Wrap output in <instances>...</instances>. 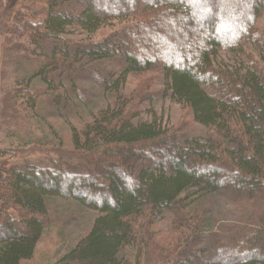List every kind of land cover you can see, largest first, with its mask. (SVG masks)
Masks as SVG:
<instances>
[{"label":"trees","instance_id":"obj_1","mask_svg":"<svg viewBox=\"0 0 264 264\" xmlns=\"http://www.w3.org/2000/svg\"><path fill=\"white\" fill-rule=\"evenodd\" d=\"M99 1L35 0L39 8L31 15L38 18L24 27L29 54L18 60L22 75L8 90L16 93L8 111L13 122L16 113L30 117L52 103L83 99L87 92L77 85L55 82L73 83L83 71L96 74L90 80L110 101L80 130L71 128L85 175L18 162L1 170L7 187L0 191V210L28 218L18 222L25 229L19 232L6 214L0 264L31 260L51 196L98 213L54 264H129L123 252L135 244L147 264H264V34L255 26L264 0ZM112 21L121 27L98 41H73L67 32L68 39L61 37L65 28L91 35ZM130 47L138 54L144 48L146 56L133 55ZM221 51L240 60L239 67H220L215 58ZM104 63H115L117 71L102 72ZM155 68L169 98L214 137L180 141L154 119L134 123L126 117V79ZM215 195L231 199L246 217L206 232L201 205ZM162 211L171 215L169 234L155 242L149 229Z\"/></svg>","mask_w":264,"mask_h":264},{"label":"rangeland","instance_id":"obj_2","mask_svg":"<svg viewBox=\"0 0 264 264\" xmlns=\"http://www.w3.org/2000/svg\"><path fill=\"white\" fill-rule=\"evenodd\" d=\"M246 1L249 3V0ZM34 2L35 0H0V191L3 193L7 186L4 185V175L1 174V170L9 169L17 162L18 164L35 165L39 168L62 167L70 172H81L85 175L88 167L81 160V154L75 152L71 146V128L75 127L80 130L81 125L89 121L91 113L96 112L110 101L105 90L90 80V76L95 77L96 74L83 71L77 73L73 83L54 79L55 82L62 83L65 88L77 85L83 89L87 92L83 99H70L68 103L66 100L52 103L45 108L44 112H34L30 117L17 116L16 113L14 115L16 120L13 122V115H10L8 111L14 107L12 102L16 93L12 90L8 91L9 84L14 78L22 75L23 70L18 68V64L23 63V56L29 54L24 52L28 47L26 36H24L26 33L24 27L34 23L33 18L35 20L38 18L36 15H31L39 8V4ZM103 2L101 0L98 4ZM40 6L42 7V5ZM120 25V22L112 21L99 32L91 35L76 31L74 28H65L61 37L68 39L66 38L67 32L69 39L73 41L84 39V41L94 42L117 30L118 27H121ZM255 26L264 34V13L259 17ZM146 47L144 46V48ZM133 48L132 50L130 47L133 55L140 58L146 56L144 48L141 50V54H138L135 47ZM243 49L246 52H254L255 48L244 45ZM171 51H173L172 48ZM184 52L179 51L178 53L182 55ZM176 57L178 58L179 55L177 54ZM215 62L220 67L231 68H238L241 63L233 54L226 51L219 52ZM100 69L102 72L109 71L108 69L117 71V65L104 63ZM165 83L162 72L158 68L141 74H130L122 91V96L128 102L126 117L134 123L150 122L154 119L161 125V128L168 129L170 133L180 137V139L178 138L180 141L182 138L203 140L214 137L212 131L210 132L209 129L194 122L187 107L169 98V93L164 90L166 89ZM16 110L15 106L14 112ZM95 177L91 176L90 180L98 181L99 178L96 177L95 180ZM77 188L81 190L82 186L78 185ZM86 188L84 191L88 193L89 187L86 186ZM84 191L82 192L84 193ZM46 206L47 213L45 217L40 218L44 231L36 244L34 256L31 260L21 264H54L59 257L74 247L80 237L87 234L93 220L98 216V213L85 208L71 198L47 197ZM201 209L202 216L205 218L203 230L206 232L218 231L222 223L235 222L238 216L246 217L245 211L238 209L231 199L222 195L212 196L207 200V203L201 205ZM17 213L12 209L0 210V235L9 232L4 226L6 214L12 219V222L14 221L13 227L16 230L25 231V229L22 231L23 226L19 224V221L25 219L26 214L22 213L21 218L18 219ZM160 216V220H155L153 228L149 229V237L155 242H160V238L168 235L170 229V213L162 211ZM26 218H28L27 215ZM123 256L129 264H147L145 252L139 244L128 248L123 252ZM152 258H150L151 262Z\"/></svg>","mask_w":264,"mask_h":264}]
</instances>
